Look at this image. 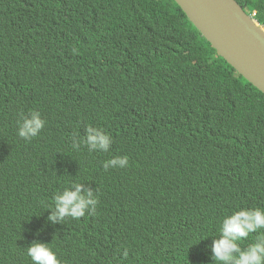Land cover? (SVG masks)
Masks as SVG:
<instances>
[{
	"label": "trees",
	"instance_id": "16d2710c",
	"mask_svg": "<svg viewBox=\"0 0 264 264\" xmlns=\"http://www.w3.org/2000/svg\"><path fill=\"white\" fill-rule=\"evenodd\" d=\"M238 2L264 26V0ZM32 111L45 126L24 140ZM88 126L108 152L73 149ZM72 182L95 211L49 221ZM242 207H264V93L175 0H0V264H32L34 241L59 264H212Z\"/></svg>",
	"mask_w": 264,
	"mask_h": 264
},
{
	"label": "clouds",
	"instance_id": "9594fccd",
	"mask_svg": "<svg viewBox=\"0 0 264 264\" xmlns=\"http://www.w3.org/2000/svg\"><path fill=\"white\" fill-rule=\"evenodd\" d=\"M44 126L45 120L41 114L32 111L21 116L17 135L24 140H30L38 136ZM81 144L87 146L89 152H108L112 145V137L97 127L88 126L83 137L72 138L73 149L79 150ZM127 164L126 156H118L106 160L103 168L105 170L123 168ZM97 204L98 196L94 190L83 183L72 182L57 192L52 198V204L46 207L50 209L48 220L53 223L63 222L69 217L79 220L86 213L94 212ZM260 229H264V207H242L231 214H226L220 221L218 233L211 245L212 264H264V236L243 247L240 243L246 240L250 233ZM27 256L30 257L32 264H59L56 253L46 242H32L28 245Z\"/></svg>",
	"mask_w": 264,
	"mask_h": 264
},
{
	"label": "water",
	"instance_id": "95a60500",
	"mask_svg": "<svg viewBox=\"0 0 264 264\" xmlns=\"http://www.w3.org/2000/svg\"><path fill=\"white\" fill-rule=\"evenodd\" d=\"M218 53L264 93V26L238 0H175Z\"/></svg>",
	"mask_w": 264,
	"mask_h": 264
}]
</instances>
